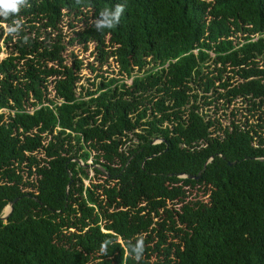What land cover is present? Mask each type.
Segmentation results:
<instances>
[{"label": "trees", "instance_id": "16d2710c", "mask_svg": "<svg viewBox=\"0 0 264 264\" xmlns=\"http://www.w3.org/2000/svg\"><path fill=\"white\" fill-rule=\"evenodd\" d=\"M29 4L0 17V264H264V0ZM108 35L82 82L67 48Z\"/></svg>", "mask_w": 264, "mask_h": 264}, {"label": "clouds", "instance_id": "9594fccd", "mask_svg": "<svg viewBox=\"0 0 264 264\" xmlns=\"http://www.w3.org/2000/svg\"><path fill=\"white\" fill-rule=\"evenodd\" d=\"M79 3L80 0H77ZM25 7H30L29 0H0V17H3L5 21L11 17L18 16L21 10ZM126 4H117L114 9L104 8L100 11L99 16L92 22L97 31H103L104 29H113L119 23L122 14L125 12ZM6 33L17 34L22 28L21 19H12L11 26L4 25ZM28 42L25 37V43ZM108 241L102 243L101 250L106 251ZM135 259L137 261L143 258L145 251V243L143 237H139L135 245Z\"/></svg>", "mask_w": 264, "mask_h": 264}, {"label": "rangeland", "instance_id": "374dc122", "mask_svg": "<svg viewBox=\"0 0 264 264\" xmlns=\"http://www.w3.org/2000/svg\"><path fill=\"white\" fill-rule=\"evenodd\" d=\"M80 28H78L79 30ZM68 31V29H67ZM80 31H82V29H80ZM68 35H70V33H68ZM109 38L110 35H108L107 37H99V36H93L92 38H90L89 40H87V42L85 43V45H74L73 47H69L67 48V54L73 53L77 59L81 60L83 62V69L80 72L81 78H82V82L86 79L89 78V80H93L95 74H93L89 67L88 64H94L96 67H98V63H95V46L98 42H104V44L107 46L109 45ZM83 46H86L87 49H84ZM5 57V54L0 55V58ZM71 60L72 58L69 57L68 59V64H71ZM101 70L100 71H104L107 72V75H112L115 77H119L118 76V65L115 61V58L113 59H109L108 63L105 64L104 66L100 67ZM127 83H129V81H127ZM236 108L242 112H244L243 108L239 105L236 106ZM219 116L221 118V122L223 125H228V117L227 115L225 116L223 112H219ZM235 117H237L238 119H241L242 116L238 115V113H236ZM233 117V118H235ZM96 180H100V182H102L103 177L102 176H98Z\"/></svg>", "mask_w": 264, "mask_h": 264}, {"label": "water", "instance_id": "95a60500", "mask_svg": "<svg viewBox=\"0 0 264 264\" xmlns=\"http://www.w3.org/2000/svg\"><path fill=\"white\" fill-rule=\"evenodd\" d=\"M149 159H150V158H149ZM262 160H263V159H262ZM200 176H201V175L198 174V176L196 177V179H198ZM182 177H183V178H192V177H188V176H186V175H182ZM14 203H15V201L8 203V205H7L6 208H8L9 210H8L7 213H4V210H5L6 208L3 210V212H2V216H0V219H1V220H4V221L7 220V218L9 217V215L11 214V212H12V210H13V205H14Z\"/></svg>", "mask_w": 264, "mask_h": 264}, {"label": "bare ground", "instance_id": "6f19581e", "mask_svg": "<svg viewBox=\"0 0 264 264\" xmlns=\"http://www.w3.org/2000/svg\"><path fill=\"white\" fill-rule=\"evenodd\" d=\"M8 210H9V209H8V208H6V209L4 210V213H7V212H8Z\"/></svg>", "mask_w": 264, "mask_h": 264}]
</instances>
